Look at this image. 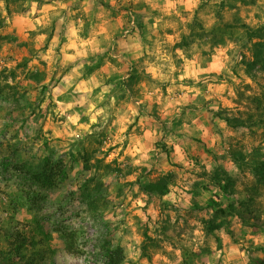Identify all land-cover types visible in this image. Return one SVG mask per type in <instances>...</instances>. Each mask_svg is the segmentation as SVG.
Masks as SVG:
<instances>
[{
  "label": "rangeland",
  "instance_id": "1",
  "mask_svg": "<svg viewBox=\"0 0 264 264\" xmlns=\"http://www.w3.org/2000/svg\"><path fill=\"white\" fill-rule=\"evenodd\" d=\"M235 19L264 53V0H0V264H264V62Z\"/></svg>",
  "mask_w": 264,
  "mask_h": 264
},
{
  "label": "trees",
  "instance_id": "2",
  "mask_svg": "<svg viewBox=\"0 0 264 264\" xmlns=\"http://www.w3.org/2000/svg\"><path fill=\"white\" fill-rule=\"evenodd\" d=\"M223 26L225 31L230 34L231 39H233L235 42L242 41V36H239V38L234 37L235 32H238L237 30L242 29L244 31V34L246 35V40L244 41L245 45L251 46L254 51V58H256V61H254L253 64H256L257 62L259 63V61L264 62V53L260 51L263 45L260 44L261 41H254V38L263 39L261 34H257L256 31H251L250 27L247 24L242 23L238 19H235L233 22L226 21ZM55 169V166L49 160H47L44 168L41 171H31L28 175L35 184L41 185L43 187L53 188L56 186L57 181V173L55 172ZM61 174H65L64 167L63 169H61ZM255 175L257 177H264V175L259 173L258 170L255 171ZM164 181L159 182L162 186V189L166 187ZM19 239H21V237H18L17 240ZM21 248L22 245H17V247H15L14 249V252H17V254L21 253ZM103 253L104 264H123L125 261L124 250L121 247H113L109 242L104 245ZM30 264H33V262H30Z\"/></svg>",
  "mask_w": 264,
  "mask_h": 264
},
{
  "label": "clouds",
  "instance_id": "3",
  "mask_svg": "<svg viewBox=\"0 0 264 264\" xmlns=\"http://www.w3.org/2000/svg\"><path fill=\"white\" fill-rule=\"evenodd\" d=\"M197 2H198V0H197Z\"/></svg>",
  "mask_w": 264,
  "mask_h": 264
}]
</instances>
